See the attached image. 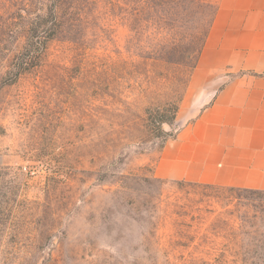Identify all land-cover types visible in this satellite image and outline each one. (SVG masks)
Instances as JSON below:
<instances>
[{
  "label": "rangeland",
  "instance_id": "374dc122",
  "mask_svg": "<svg viewBox=\"0 0 264 264\" xmlns=\"http://www.w3.org/2000/svg\"><path fill=\"white\" fill-rule=\"evenodd\" d=\"M217 2L0 0V264H241L158 175L242 75L193 79Z\"/></svg>",
  "mask_w": 264,
  "mask_h": 264
},
{
  "label": "crops",
  "instance_id": "0c3cea01",
  "mask_svg": "<svg viewBox=\"0 0 264 264\" xmlns=\"http://www.w3.org/2000/svg\"><path fill=\"white\" fill-rule=\"evenodd\" d=\"M217 5L193 79L242 75L227 81L167 143L158 175L264 191V0H218Z\"/></svg>",
  "mask_w": 264,
  "mask_h": 264
},
{
  "label": "trees",
  "instance_id": "16d2710c",
  "mask_svg": "<svg viewBox=\"0 0 264 264\" xmlns=\"http://www.w3.org/2000/svg\"><path fill=\"white\" fill-rule=\"evenodd\" d=\"M173 106L171 117L158 112L160 126L170 124L175 119L179 108L176 105ZM175 184L186 199L192 204L196 202L193 205H197L196 210L201 211V206L205 204V212L216 216L218 218L216 220L227 226L229 231L224 237L230 238V244L233 245L226 246V251L233 253L231 255L235 259L233 262L264 264V191L183 180L175 181ZM179 207L192 208L187 204ZM243 242L248 244L243 245Z\"/></svg>",
  "mask_w": 264,
  "mask_h": 264
}]
</instances>
